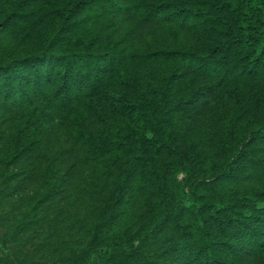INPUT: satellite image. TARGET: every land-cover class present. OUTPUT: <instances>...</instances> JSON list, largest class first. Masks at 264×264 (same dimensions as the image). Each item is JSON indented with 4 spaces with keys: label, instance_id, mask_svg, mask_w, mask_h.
<instances>
[{
    "label": "trees",
    "instance_id": "1",
    "mask_svg": "<svg viewBox=\"0 0 264 264\" xmlns=\"http://www.w3.org/2000/svg\"><path fill=\"white\" fill-rule=\"evenodd\" d=\"M1 1L5 6L0 13V36L23 33L16 46L2 49L0 45V114L19 118L14 137L9 135L6 142H20L31 127L37 131L10 153L9 166L0 178L28 186L48 177L37 200L40 207L61 213L70 209L65 200L71 197L67 198L60 185L64 179L54 177L55 168H65L63 175L72 182L79 161L86 159L85 150L100 143L104 129L111 131L105 143L110 140L108 144L115 150L129 146L126 134L95 115L105 116L107 109H92L93 100L110 94L109 78L118 71L131 66L165 68L161 86L153 88L154 101L143 94L133 99L124 89L113 96L114 108L136 120L130 125L136 139L131 165L136 173L147 166L145 181L154 175L150 153H178L170 130L178 107L185 113L201 112L228 86L264 80V0ZM48 17L56 21L54 28L45 35L38 33L39 24ZM156 25L166 26L179 37H191L188 46L153 44L147 50L131 46L140 29ZM188 75L200 77L201 84L172 107L167 99ZM256 112L258 117L254 113L247 135L264 142V110ZM66 117L68 121H64ZM50 124L62 125L67 131L64 144L47 151L50 135L45 128ZM236 154L231 146L219 150L227 172L234 168ZM199 169L197 164L177 161L165 172L163 189L151 190L154 198L164 191L161 198L168 207L167 216L177 220L182 232L185 220L195 232L198 248L183 235L171 237L181 255L191 264H228L217 255L213 226L225 234L223 243L230 249L236 247L227 239L233 232L248 239L252 249L264 256V189L204 200L205 181L198 175ZM179 172H185L181 180ZM137 247L125 239L108 241L89 252L87 264H105L116 251L133 253Z\"/></svg>",
    "mask_w": 264,
    "mask_h": 264
},
{
    "label": "rangeland",
    "instance_id": "2",
    "mask_svg": "<svg viewBox=\"0 0 264 264\" xmlns=\"http://www.w3.org/2000/svg\"><path fill=\"white\" fill-rule=\"evenodd\" d=\"M4 6L0 0V13ZM55 24L56 21L48 17L39 24L37 31L45 35ZM21 35L23 33L19 31L2 34V49L16 46ZM189 38L179 37L163 25L148 26L140 29L131 46L144 50L153 44L186 47ZM164 70L156 66H131L120 70L109 78L110 94L92 101V109L98 106L107 109L104 110L105 116L95 114L99 121L126 134L129 146L115 150L108 144L110 140L105 143L111 131L104 129L100 143L85 150L86 159L79 161L81 164L75 170L72 182L63 175L65 168H55L54 177L64 179L60 185L66 189L67 198L71 197L65 200L70 208L68 211L57 212L55 208L40 207L37 203L45 191V178L48 177L28 186L6 183L0 178V264H87L90 251L115 239H125L131 245H137V250L133 253L118 250L107 258L105 264H191L170 239L183 235L192 247L198 248L194 230L185 220L182 232L177 220L167 216L168 207L161 198L164 191L157 198L151 193L152 189H163L165 172L177 161L197 164L200 167L198 175L205 181L201 191L204 200L216 201L234 192L264 189V142L247 135V127H252L255 119L254 113L258 117L256 111L264 110V80L228 86L201 112L185 113L178 107L170 122L178 153H150L154 170L150 181L144 180L143 174L149 170L147 166H142L138 173L133 170L131 154L136 139L130 125L136 120L133 115H123L114 108L113 96L124 89L133 99L143 94L145 99L154 101L153 88L161 86ZM200 79L196 75L181 79L167 99L168 103L177 106L191 88L199 87ZM18 120L15 115L0 114V174L9 166L10 153L37 131L31 127L20 137V142L10 140L7 143L9 135L14 137ZM61 126L50 124L45 128L50 135L45 150H55L64 144L67 130ZM225 146H231L237 153L233 159L234 168L228 172L223 157L218 156L219 150ZM72 162L70 160L69 164ZM184 175L185 172H179L178 179ZM211 230L218 242L220 260L228 264H264L263 254L253 250L244 236L228 233L227 239L236 246L230 249L224 244L225 234L213 226Z\"/></svg>",
    "mask_w": 264,
    "mask_h": 264
}]
</instances>
